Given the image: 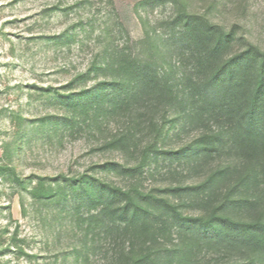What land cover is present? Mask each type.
<instances>
[{
  "label": "rangeland",
  "instance_id": "rangeland-1",
  "mask_svg": "<svg viewBox=\"0 0 264 264\" xmlns=\"http://www.w3.org/2000/svg\"><path fill=\"white\" fill-rule=\"evenodd\" d=\"M263 132L264 0H0V264H264Z\"/></svg>",
  "mask_w": 264,
  "mask_h": 264
},
{
  "label": "trees",
  "instance_id": "trees-1",
  "mask_svg": "<svg viewBox=\"0 0 264 264\" xmlns=\"http://www.w3.org/2000/svg\"><path fill=\"white\" fill-rule=\"evenodd\" d=\"M179 16V15H178ZM182 15H180V17H181ZM197 20V17H194V16H191V15H187V17H186V20H185V25H186V27H192L193 28V23H194V21H196ZM210 27V26H209ZM221 44V42H219L217 45L219 46ZM126 70H130L133 74H136V71L137 70H139V69H141L140 68V66H137V67H135V66H125L124 67ZM141 71V70H140ZM141 72H143V71H141ZM145 76L146 75H144V78H142V80L141 81H144V86H142V89L144 88V87H147L146 85L147 84H145ZM156 78V77H155ZM154 86H157V83H155V84H153L152 85V87L154 88ZM167 87H168V85H167ZM255 122H254V116L253 115H248L247 116V118H246V121H245V127H246V134H245V139H248V138H251V136H252V134H251V131L255 128V124H254ZM259 133H261L262 134V132H259ZM263 134H264V132H263ZM203 137H205V135H203L202 136V138ZM199 146V145H198ZM255 226H260V227H262V226H264V224H262L261 222H258V223H256V224H249V223H242L241 224V227L242 228H244V229H252V228H254Z\"/></svg>",
  "mask_w": 264,
  "mask_h": 264
}]
</instances>
